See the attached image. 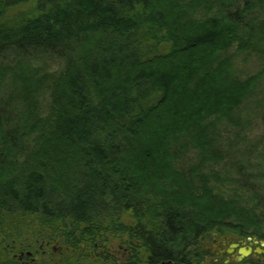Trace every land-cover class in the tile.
Listing matches in <instances>:
<instances>
[{"label": "trees", "instance_id": "1", "mask_svg": "<svg viewBox=\"0 0 264 264\" xmlns=\"http://www.w3.org/2000/svg\"><path fill=\"white\" fill-rule=\"evenodd\" d=\"M263 16L264 0H0V264H202L212 234L264 241V169L231 165L223 139L258 82L234 46L257 50Z\"/></svg>", "mask_w": 264, "mask_h": 264}, {"label": "rangeland", "instance_id": "2", "mask_svg": "<svg viewBox=\"0 0 264 264\" xmlns=\"http://www.w3.org/2000/svg\"><path fill=\"white\" fill-rule=\"evenodd\" d=\"M262 18L264 19V16ZM259 45H253L257 50H254V47L245 50L240 46L236 49L234 46L233 67L237 77L241 80L258 77V82L252 96L240 106L236 116L237 123L227 125L230 128L227 137L223 139L225 140V156L228 162L232 163L231 165L235 163H243L246 166L258 164L264 169V42H260ZM231 51L234 52V50ZM160 53H165L164 48L160 50ZM33 65L49 73H57L64 68L63 60L55 58L39 59ZM48 249L49 253H46L48 255L44 256L45 262L50 261L51 253V256H54V253L60 252L56 250V246ZM113 250L115 251L116 248ZM30 259L34 262L42 261L38 256H32Z\"/></svg>", "mask_w": 264, "mask_h": 264}, {"label": "flooded vegetation", "instance_id": "3", "mask_svg": "<svg viewBox=\"0 0 264 264\" xmlns=\"http://www.w3.org/2000/svg\"><path fill=\"white\" fill-rule=\"evenodd\" d=\"M200 249L202 264H264V241L254 237L239 239L212 234L201 243ZM39 250H42L41 247ZM38 253L36 251L35 256ZM40 253L44 256L46 254L45 251ZM25 256L31 258L32 253ZM22 257L19 256L18 260L22 261Z\"/></svg>", "mask_w": 264, "mask_h": 264}]
</instances>
